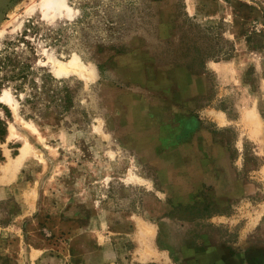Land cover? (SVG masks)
Returning <instances> with one entry per match:
<instances>
[{"label": "rangeland", "instance_id": "374dc122", "mask_svg": "<svg viewBox=\"0 0 264 264\" xmlns=\"http://www.w3.org/2000/svg\"><path fill=\"white\" fill-rule=\"evenodd\" d=\"M41 4L0 10V264H264V0Z\"/></svg>", "mask_w": 264, "mask_h": 264}, {"label": "bare ground", "instance_id": "6f19581e", "mask_svg": "<svg viewBox=\"0 0 264 264\" xmlns=\"http://www.w3.org/2000/svg\"><path fill=\"white\" fill-rule=\"evenodd\" d=\"M67 0H42L41 8L44 10L45 14H48L49 11H54V13H60L63 10H67L68 6L66 4ZM23 23L19 25V27L22 26ZM16 28V27H15ZM16 30V29H15ZM54 74L56 77H63L68 76L70 74H77L81 75L83 77H91L92 71L85 65L79 63L76 59L71 60L70 62L66 64H62L54 71ZM4 98H7L8 100H11L6 94L2 96L0 99L3 100ZM14 111L17 113V108H14ZM24 152L22 151V156H20L17 160L18 163H21L24 157ZM154 255V254H153Z\"/></svg>", "mask_w": 264, "mask_h": 264}, {"label": "trees", "instance_id": "16d2710c", "mask_svg": "<svg viewBox=\"0 0 264 264\" xmlns=\"http://www.w3.org/2000/svg\"><path fill=\"white\" fill-rule=\"evenodd\" d=\"M2 64H4V63H3L2 60H0V67H1ZM23 65H25V68H29V66H27L25 63ZM5 134H6L5 123L0 121V141H3V137L5 136ZM0 160H3L1 155H0Z\"/></svg>", "mask_w": 264, "mask_h": 264}, {"label": "water", "instance_id": "95a60500", "mask_svg": "<svg viewBox=\"0 0 264 264\" xmlns=\"http://www.w3.org/2000/svg\"><path fill=\"white\" fill-rule=\"evenodd\" d=\"M12 0H0V10L9 4Z\"/></svg>", "mask_w": 264, "mask_h": 264}]
</instances>
